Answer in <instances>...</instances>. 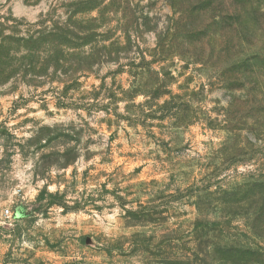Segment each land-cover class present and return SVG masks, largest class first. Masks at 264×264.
Returning <instances> with one entry per match:
<instances>
[{"label": "rangeland", "instance_id": "obj_1", "mask_svg": "<svg viewBox=\"0 0 264 264\" xmlns=\"http://www.w3.org/2000/svg\"><path fill=\"white\" fill-rule=\"evenodd\" d=\"M0 264H264V0H0Z\"/></svg>", "mask_w": 264, "mask_h": 264}, {"label": "trees", "instance_id": "obj_2", "mask_svg": "<svg viewBox=\"0 0 264 264\" xmlns=\"http://www.w3.org/2000/svg\"><path fill=\"white\" fill-rule=\"evenodd\" d=\"M235 11H239V10H237V8H235ZM231 248V249H230ZM235 247H233V246H230V247H227L226 248V250H227V252H229V251H238V252H241V253H244V254H246V255H249V254H253V255H259L260 256V254H261V252H258V251H256V250H252V249H250V248H241V247H237V249L235 250L234 249ZM257 258H258V256H256Z\"/></svg>", "mask_w": 264, "mask_h": 264}]
</instances>
